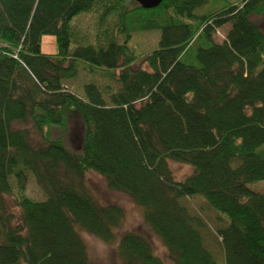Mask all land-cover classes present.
Segmentation results:
<instances>
[{
	"label": "trees",
	"instance_id": "obj_1",
	"mask_svg": "<svg viewBox=\"0 0 264 264\" xmlns=\"http://www.w3.org/2000/svg\"><path fill=\"white\" fill-rule=\"evenodd\" d=\"M95 6L112 31L72 48L71 19ZM262 15L264 0H163L152 9L135 0H0V264H91L80 232L116 239L123 210L97 201L85 184L90 170L141 208L173 264L215 263L204 223L185 203L193 196L228 219L217 231L225 264H264V194L248 187L264 180V31L251 19ZM149 30H159L157 48L135 53L131 35ZM44 35L54 54L41 52ZM143 56L147 69L134 68ZM81 67L115 89L67 90ZM69 113L82 124L74 151L64 141ZM16 123H30L41 143ZM169 161L192 172L176 181ZM28 175L43 200L20 193ZM117 252L121 264H164L137 232L123 233Z\"/></svg>",
	"mask_w": 264,
	"mask_h": 264
},
{
	"label": "rangeland",
	"instance_id": "obj_2",
	"mask_svg": "<svg viewBox=\"0 0 264 264\" xmlns=\"http://www.w3.org/2000/svg\"><path fill=\"white\" fill-rule=\"evenodd\" d=\"M235 3L239 0H228ZM101 8L99 6L93 9L81 12L71 19L70 26L72 31L71 47L93 45L94 38L98 34V42H103L105 30L112 31L114 20L108 25L107 22L99 24V16ZM251 19L264 31V15L260 17L251 16ZM228 25L221 27L218 33L214 35L217 42H221L226 34ZM122 36V35H121ZM124 36L119 37L118 41L122 42ZM93 41V42H92ZM159 30H149L144 32H136L131 35L128 40L129 47L137 54L144 56L155 50L158 46ZM56 51L55 39L51 35H44L41 39V52L46 54H54ZM143 57L138 59L133 67L146 68ZM89 68L88 66H86ZM94 71V72H93ZM88 71L84 67L79 69L76 78L67 80L65 82L67 90L74 92L77 95H83V87L86 83L94 82L99 85H109L115 89V83L109 82L104 75L96 70ZM68 127L65 134V145L70 151L76 150L78 143L82 136V124L78 114L69 113ZM16 127L25 128L29 131V135L33 144L41 143V139L35 129L30 123L22 124L16 123ZM57 132H54L56 134ZM169 167L176 181H182L192 172V167L186 164L169 161ZM85 184L95 196L97 201L101 204H117L123 210L124 218L121 226L116 230V239L112 242H104L92 235L81 231L80 234L86 244L89 261L91 264H121L120 257L117 252V242L119 237L125 232H137L145 236L153 249V253L158 256L164 264H173L167 257L166 248L162 245L159 239L152 234L142 219V210L139 208L128 196L125 194L111 190L107 187L106 181L103 176L95 171H88L85 177ZM248 187L255 192L264 194V180L255 181L248 184ZM18 193L20 191L16 186L14 189ZM23 195L33 198L35 200H43L44 195L37 187L31 176L28 175L27 182L25 183ZM8 210L14 214L15 220L18 219L20 214L18 208L13 204L12 197H6ZM185 203L189 211L198 217L204 223L203 228L200 229L202 241L207 250L214 258V264H225L224 252L221 240L217 235V231L224 228L228 224V219L211 209L202 196H193L185 198Z\"/></svg>",
	"mask_w": 264,
	"mask_h": 264
},
{
	"label": "water",
	"instance_id": "obj_3",
	"mask_svg": "<svg viewBox=\"0 0 264 264\" xmlns=\"http://www.w3.org/2000/svg\"><path fill=\"white\" fill-rule=\"evenodd\" d=\"M163 0H135L143 9H152L157 7Z\"/></svg>",
	"mask_w": 264,
	"mask_h": 264
}]
</instances>
